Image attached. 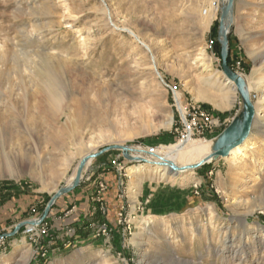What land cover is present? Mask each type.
<instances>
[{"label":"rangeland","instance_id":"rangeland-1","mask_svg":"<svg viewBox=\"0 0 264 264\" xmlns=\"http://www.w3.org/2000/svg\"><path fill=\"white\" fill-rule=\"evenodd\" d=\"M222 2L0 0V116L18 117L15 133L24 141L7 146L12 170L0 175V264H264V155L242 167L230 155L214 156L219 136L242 123L246 106L236 83L234 102L219 95L217 79H229L221 58ZM232 16L228 65L248 79L256 108L252 79L264 73V0H234ZM40 55L70 58L75 70L72 79L60 73L59 123L42 106ZM24 57L16 68L14 58ZM181 106L212 122L206 127L198 114L192 138L201 143L193 150L180 148L192 141H182ZM262 116L264 109H255L247 139L261 151ZM206 142L209 148L197 153ZM112 146L120 148L90 160L79 185L47 210L85 157ZM163 159L178 167L208 162L170 168L169 178L152 169L168 163ZM135 167L146 169L131 174ZM88 185V195L80 194ZM202 188L210 190L207 200ZM191 189L197 199L179 211ZM111 190L119 210L109 222ZM76 206L83 207L77 219L88 222L81 233L66 222ZM34 222L36 230L29 229Z\"/></svg>","mask_w":264,"mask_h":264},{"label":"bare ground","instance_id":"bare-ground-1","mask_svg":"<svg viewBox=\"0 0 264 264\" xmlns=\"http://www.w3.org/2000/svg\"><path fill=\"white\" fill-rule=\"evenodd\" d=\"M222 3H223V6H225L228 3V0H223ZM232 21H233V16H232V13H230L228 17H226V19L224 20V26H225L226 32L229 31L232 25ZM262 53L264 54V51ZM258 57H259V53L256 55V58ZM64 58L66 57L57 56L56 58H54V57H49L45 55H40V62L44 68L43 69L44 71L38 74L39 77L41 78V82L43 84L44 91H45L42 97V102H43L42 106H44L43 107L44 112L47 113V116L49 118H53L57 120L58 123L61 122L62 120V117L61 116L58 117L57 114L63 103V96H64L63 91H64V85H65V82L62 76H60V73L63 69V71L67 74V78L69 77L71 79L73 78V74H75L74 73L75 70L73 69V66L71 65L73 63L70 61V58H67V59H64ZM26 60H28L26 57H24L23 60L14 58L13 65L16 68H18L22 63L21 61H26ZM4 72H5L4 69L0 70V81H2V77H4ZM217 80H219V82L221 83V86L218 89L220 93L219 95L230 97L231 102H234L236 100L235 83L230 79H227L226 82H221L220 79H217ZM244 80L246 83L245 92L249 96L250 102L253 103L255 100H254V96L250 94L251 92V88L249 86L250 84L248 85L247 78H244ZM252 80L254 82V85L256 86V90L258 91V96H256L258 101H257V105L255 109L257 111H260L264 109V73L260 77H254ZM73 88H76V86H74ZM79 90L80 88H78V90L76 91H79ZM12 108L13 107L11 106L10 110H12ZM180 109H181L180 112L182 111L181 114L183 113L182 116L184 117L185 112L182 106L180 107ZM12 115H13V112H12ZM13 116H14L13 119H10V120L7 119L5 115L3 117L0 116V175H5L7 173H10V171L12 170V163L10 161V156L6 152L7 146L13 145V144L17 146H22L24 143L22 139L23 137L15 133L17 132L15 129V124L18 123V117H16L15 115ZM261 119H262L261 122L260 121L259 122L264 125V116H262ZM32 121L34 122V120ZM55 124H57V122ZM188 134H189L188 138H185L182 141H189V140H192V141L186 143L185 145H180V148L184 151L193 150L196 147H198L201 143V142H196L193 140L192 133L190 132V130H188ZM248 141L249 140L245 141L244 145H240L234 150H232L230 157H229L230 158L229 161L232 165L237 164L242 167L243 165H245L246 161H249V160L255 161L256 156L264 155V150L263 151L256 150L253 146H251L250 143H248ZM50 142L54 145L55 143H58V138L55 136H51ZM93 154L89 156H92ZM90 160H88V162L86 163L87 166L90 163ZM163 160H166V159H163ZM166 161L168 163H166L164 166L159 165L158 167H152V169L156 170L161 177H169V178L173 177V175L171 176L170 174L171 173L170 168H173L174 170H177L178 172H183L187 170L189 167L195 166L198 164L196 163V164H190L185 167H178L171 161L169 160H166ZM148 168L151 169V167H148ZM145 169L146 168L144 167H141V168L135 167V168H131L130 171H131V174H133V173H139ZM263 169H264V166L262 167L261 170ZM76 176H77V170L74 172L73 177L71 178V181L68 184V187L74 184ZM33 225L36 227V222H34ZM166 229L169 232V235L173 234L172 229L170 228H166Z\"/></svg>","mask_w":264,"mask_h":264},{"label":"water","instance_id":"water-1","mask_svg":"<svg viewBox=\"0 0 264 264\" xmlns=\"http://www.w3.org/2000/svg\"><path fill=\"white\" fill-rule=\"evenodd\" d=\"M233 5H234V0H228V3L223 7V11L221 14V19H220L219 35L221 37L220 41L222 44V52H221L222 68H223V72L225 73V75L230 80H232L234 83H236V85L239 87L240 91L242 92L245 98L246 106H245V114H244L242 123H239V122L234 123L230 127L226 128L222 132V134L219 136L217 142L214 145L215 158L228 157L231 154L232 150L242 145L249 138L251 131H252L254 117H255V108L250 102V100L248 99L247 93L244 92L245 91L244 90V85H245L244 80L240 76H238L228 65V56H229L228 55V51H229L228 35L230 33V29L228 32H226L225 26H224V20L226 19V17H228L230 13L233 12ZM116 148H120V147L119 146L108 147L98 153L97 152L94 153L92 156L84 158L79 164V167L77 170V176L74 181V184L72 186H69V187L67 186L63 188L61 191L56 193L54 197L52 198L51 202L49 203L47 210L59 198L60 195L64 193H69L71 190H73L76 186L79 185L82 179L83 170L88 160L90 159L93 160L96 157L102 155L104 152L112 150V149H116ZM121 149L125 152L126 157H130V156H127V152L129 150L127 147H121ZM204 162H208V160H204L200 162L199 164L193 166L192 169L197 168L198 166L202 165ZM21 226L22 224L19 225L17 229H19Z\"/></svg>","mask_w":264,"mask_h":264},{"label":"crops","instance_id":"crops-1","mask_svg":"<svg viewBox=\"0 0 264 264\" xmlns=\"http://www.w3.org/2000/svg\"><path fill=\"white\" fill-rule=\"evenodd\" d=\"M209 144L206 142V143H203L202 144V147L201 148H199V150H198V152L197 153H202L204 150H207L208 148H209V146H208ZM184 158V157H183ZM185 159V158H184ZM114 172H110V173H101V174H99V176H106V177H108L109 176V174H113ZM93 185V184H92ZM92 185H88L87 186V188H82L80 191H79V193L81 194L83 191H85L86 192V190L85 189H89L90 187H92ZM115 181L112 183V184H109V186L110 187H114L115 188ZM202 190H203V194H202V198L203 199H205V200H207L208 198L207 197H211L212 195H210V190H205V189H203L202 188ZM77 194V193H76ZM75 194V195H76ZM74 195V194H73ZM86 195H88L87 194V192H86ZM114 195H115V192L114 191H109L108 192V194H107V199L110 201L109 202V205L111 206V208H110V211H109V213H108V219H107V221H109L110 222V220L111 219H113V218H115V215H116V213L118 212V210H119V208H118V203H112V199H113V197H114ZM75 197V196H74ZM197 199V197L196 196H194L193 195V193H192V189H191V191H190V194H187L186 195V197H185V201L184 202H182V204H181V206L179 207V211H182V209H186V208H189L192 204H193V202H194V200H196ZM59 203H61L62 202V200H59L58 201ZM82 204V203H81ZM83 207H81L80 208V206H79V208H78V206H76L74 209H73V211L72 212H76L77 210L78 211H80V209H82ZM77 212L75 213V215L73 214L72 215V217H70L69 219H67L66 220V222L68 223V221H71V223H72V226L75 228V229H77V230H79V232H80V229H82V226L83 225H85V224H88V222H85V220L83 219L82 220V218H83V216L81 217V219H77ZM77 219V220H76ZM97 219H100L99 217L97 218ZM80 220H82V221H80ZM104 221H106V220H104ZM81 233V232H80ZM87 236H89L88 238H92V239H95V235H94V233H92V232H90L89 233V235H87Z\"/></svg>","mask_w":264,"mask_h":264},{"label":"built area","instance_id":"built-area-1","mask_svg":"<svg viewBox=\"0 0 264 264\" xmlns=\"http://www.w3.org/2000/svg\"><path fill=\"white\" fill-rule=\"evenodd\" d=\"M183 108V110H184V112H185V116L183 117V120H184V123H185V125H186V130L184 131V134L185 135H183V139H185V138H188V130H190V132L192 133V137L194 136V133H193V128L192 127H195V129L197 128V122H196V120L198 119V114H199V112L198 111H195L196 109L195 108H189L188 106H185V107H182ZM200 116H202V117H204V121L206 122L205 123V126L206 127H209V125H211L212 124V122L210 121V118L208 117V116H206L205 114H203L202 112H200V114H199ZM187 116L189 117V118H192L191 120H192V124L190 125V124H188V118H187ZM201 127V126H200ZM146 150H149L150 151V153H154L155 152V148H145ZM113 165L114 166H120L121 167V164L118 162V159H115V160H113ZM29 229H31V230H36V227L35 226H33V227H30L29 226Z\"/></svg>","mask_w":264,"mask_h":264},{"label":"trees","instance_id":"trees-1","mask_svg":"<svg viewBox=\"0 0 264 264\" xmlns=\"http://www.w3.org/2000/svg\"><path fill=\"white\" fill-rule=\"evenodd\" d=\"M229 57H230V56H228V64H230V60H229Z\"/></svg>","mask_w":264,"mask_h":264}]
</instances>
